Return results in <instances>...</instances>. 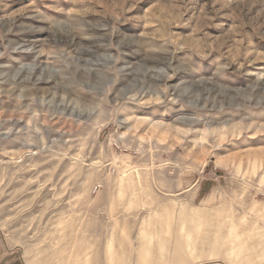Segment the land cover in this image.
<instances>
[{"label":"rangeland","instance_id":"rangeland-1","mask_svg":"<svg viewBox=\"0 0 264 264\" xmlns=\"http://www.w3.org/2000/svg\"><path fill=\"white\" fill-rule=\"evenodd\" d=\"M0 236L264 264V0H0Z\"/></svg>","mask_w":264,"mask_h":264},{"label":"crops","instance_id":"crops-1","mask_svg":"<svg viewBox=\"0 0 264 264\" xmlns=\"http://www.w3.org/2000/svg\"><path fill=\"white\" fill-rule=\"evenodd\" d=\"M0 264H25L23 257L0 236Z\"/></svg>","mask_w":264,"mask_h":264}]
</instances>
